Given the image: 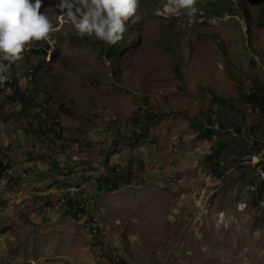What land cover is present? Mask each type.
I'll list each match as a JSON object with an SVG mask.
<instances>
[{"label":"rangeland","instance_id":"rangeland-1","mask_svg":"<svg viewBox=\"0 0 264 264\" xmlns=\"http://www.w3.org/2000/svg\"><path fill=\"white\" fill-rule=\"evenodd\" d=\"M213 1L197 0L189 17L139 0L112 63L108 44L77 36L59 0H43L53 31L11 67L21 91H44L60 124L36 133L21 110L0 111V162L12 169V199L29 203L0 216V264H264V115L244 97L264 82L261 1ZM44 45L55 60L32 52ZM114 167L130 183L98 191L94 176ZM67 181L89 185L103 249L89 220L41 210L40 192Z\"/></svg>","mask_w":264,"mask_h":264},{"label":"clouds","instance_id":"clouds-1","mask_svg":"<svg viewBox=\"0 0 264 264\" xmlns=\"http://www.w3.org/2000/svg\"><path fill=\"white\" fill-rule=\"evenodd\" d=\"M42 3L43 0H0V84L8 79L11 64L23 58L29 43L49 39L53 23L41 10ZM196 4L197 0H166L162 10L192 17L198 11ZM138 5L139 0H59L54 7L60 10L58 18L69 23L77 36L114 45L123 39L129 17L139 18ZM259 161L260 157L253 156L250 163L256 165ZM91 234L88 236L92 243L103 249L105 233Z\"/></svg>","mask_w":264,"mask_h":264},{"label":"built area","instance_id":"built-area-1","mask_svg":"<svg viewBox=\"0 0 264 264\" xmlns=\"http://www.w3.org/2000/svg\"><path fill=\"white\" fill-rule=\"evenodd\" d=\"M10 66L7 70L8 79L0 84V92H8L12 96L13 88L17 86L18 78L22 76L20 70H11ZM34 104L35 112L38 113L41 117L45 116L44 107L47 106L46 98L44 91L40 90L36 95V101ZM14 108L21 110L22 101L18 98H11L9 102H0V111H3V114L9 112V108ZM54 121H59V118H54ZM51 124H48L50 126ZM119 170V168H117ZM12 174V169L0 162V202L6 201V207L0 210V216L3 217L6 215L8 210L15 212H25L29 206V203L24 198H19L17 200L12 199V192L9 189L10 175ZM90 192L89 185L85 182L77 181H67L57 182L54 186H51L43 191L40 194L44 197L43 202L40 204L41 210L46 215H56L60 213H76V217L81 220H89V233H98V225H96V217L88 216L90 212ZM17 207V208H16ZM73 207V208H72ZM16 208V209H15ZM33 221L35 218L33 217ZM38 220V219H37ZM94 236V235H93Z\"/></svg>","mask_w":264,"mask_h":264},{"label":"trees","instance_id":"trees-1","mask_svg":"<svg viewBox=\"0 0 264 264\" xmlns=\"http://www.w3.org/2000/svg\"><path fill=\"white\" fill-rule=\"evenodd\" d=\"M220 0L217 1H213L211 2L212 5H217L219 3ZM261 2H259V4L261 3V17L263 19L264 17V0H260ZM122 41V40H121ZM121 41H118L116 44L114 45H107L106 50H105V54L106 56L112 61V63L120 56V54L122 53L123 50V45L121 43ZM48 49H50V60H55L56 57V49L50 48L48 45H44V47H39V48H35L32 49V52L36 55L39 56H46L48 53ZM48 62V61H47ZM35 66V67H34ZM43 68L42 64H37V65H33L31 67L28 68V73H31L33 75V77L35 78L36 73L38 72V70H41ZM177 73H178V78H180L181 80H183V69L180 66H177ZM253 88L248 92V93H244V97L254 103V105L258 106V108L260 109V111L262 112V114L264 115V82H257L255 81L254 84L252 85ZM12 96H10L9 98L13 99V98H18L22 101V108H21V112L26 115L31 117V119H35L36 120V126L37 129H34V124L32 123L30 126L31 130H34L36 133H41V134H46L47 132L53 130L52 129V125H59L60 122L54 121V118L57 117L53 114H51V107H50V103L49 101L46 99L47 102V106L44 107V112H45V116L41 117L38 113L35 112V107L37 106L36 104H34V101H36V95H33L32 93H28L26 94L25 91H21L18 87H15L12 91ZM213 100L221 102V103H226L227 100H224L222 98H220L217 95H213ZM59 109H63V105H60ZM31 111H33V113H31ZM68 112H70V110H66ZM48 115L51 116V125L48 126L46 123H42V119L41 118H45L48 117ZM155 116H158L155 113L149 112L148 116L146 117L147 120H152L151 118ZM145 126L147 125V122H144ZM56 135H60L59 131H55ZM139 135V133L135 132L133 139L137 138V136ZM108 170V169H107ZM131 175L132 172L131 171H120L116 170V168H112L109 173H102L100 175H96L94 176L96 178V182H97V189L100 192H111L116 190L118 187H120L121 185H127L130 183L131 181ZM73 208V207H72ZM74 215H76V213L74 212Z\"/></svg>","mask_w":264,"mask_h":264},{"label":"bare ground","instance_id":"bare-ground-1","mask_svg":"<svg viewBox=\"0 0 264 264\" xmlns=\"http://www.w3.org/2000/svg\"><path fill=\"white\" fill-rule=\"evenodd\" d=\"M91 235H95V233H92Z\"/></svg>","mask_w":264,"mask_h":264}]
</instances>
